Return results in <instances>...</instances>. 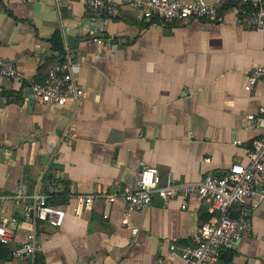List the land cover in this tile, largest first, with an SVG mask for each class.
Instances as JSON below:
<instances>
[{"label":"crops","instance_id":"1","mask_svg":"<svg viewBox=\"0 0 264 264\" xmlns=\"http://www.w3.org/2000/svg\"><path fill=\"white\" fill-rule=\"evenodd\" d=\"M240 15L231 5L214 23H166L139 20L128 7L121 18H96L80 0H0V56L23 76H0V221L11 232L0 248L9 255L29 233L40 242L33 257L11 253L0 264H182L180 249L214 217L208 201L190 197L181 210L180 198L165 205L156 197L129 213L103 195L135 187L143 166L199 182L247 162L260 132L246 116L264 107V82L245 86L264 66V33L246 29ZM68 38L77 39L73 49ZM52 41L63 62L72 60L83 96L63 106L25 103L24 88L57 62ZM35 193L57 196L61 227L24 220L27 199L13 196ZM245 206L252 233L223 247L220 264H264V198Z\"/></svg>","mask_w":264,"mask_h":264},{"label":"built area","instance_id":"2","mask_svg":"<svg viewBox=\"0 0 264 264\" xmlns=\"http://www.w3.org/2000/svg\"><path fill=\"white\" fill-rule=\"evenodd\" d=\"M59 6L61 0H53ZM82 11L96 18L118 19L128 7L136 12L139 20H160L166 23H185L191 20L217 22L221 11L227 6H237L244 27L264 33V0H80ZM93 34L92 32L90 33ZM36 49L39 45L35 46ZM72 60L67 55L65 61L53 66L40 82L31 81L24 88L22 98L25 103L63 106L68 102L78 103L83 96L82 88L73 79ZM0 76L20 80L22 74L15 64L0 56ZM264 82V66H255L247 78L246 90H251L258 82ZM2 109L0 108V112ZM247 120L254 122L260 136L251 141L246 150L245 164L234 163L221 176L206 177L199 182H181L170 172L162 177L154 166H143L136 176L135 187H125L117 193L104 194L108 204L117 200L124 203L127 212H142L154 198L163 204L175 198L182 200L181 210H187V199L208 201V211L213 219L202 222L195 231V243L180 249L182 264H220L221 249L230 246L252 233V220L246 204L252 199L264 198V107L257 115L249 114ZM236 143H240L239 141ZM15 201L26 200L22 213L24 220L31 216L53 227H61L65 217L63 208L47 202L48 197L38 195L13 196ZM93 196H85L83 202L88 207ZM237 206V213L233 207ZM124 224L127 219H123ZM135 234L136 228L131 229ZM11 232L6 220L0 221V247L10 244ZM171 250L175 246L170 247ZM40 250V242L34 234H27L21 246L11 253L15 258L33 257ZM163 264H172L165 260Z\"/></svg>","mask_w":264,"mask_h":264},{"label":"trees","instance_id":"3","mask_svg":"<svg viewBox=\"0 0 264 264\" xmlns=\"http://www.w3.org/2000/svg\"><path fill=\"white\" fill-rule=\"evenodd\" d=\"M52 42H53L52 45H53L54 50L59 53V56L57 58V62L55 64V65H58V64L63 63V60H64V57H63V49H62V46L60 44H57V42L56 43H55V41H52ZM44 78H42L41 80H36V81L40 82ZM56 197L57 196H54V194L49 195V198L47 199V202L49 204L56 205L55 204V200H54V198H56ZM7 255H8V250L6 248L5 249L0 248V260H4L7 257Z\"/></svg>","mask_w":264,"mask_h":264},{"label":"water","instance_id":"4","mask_svg":"<svg viewBox=\"0 0 264 264\" xmlns=\"http://www.w3.org/2000/svg\"><path fill=\"white\" fill-rule=\"evenodd\" d=\"M76 41H77V39H75V38H68V39H67L68 47H69L70 49H73L74 46H75V44H76ZM11 259H12V255H11V253H10V254L8 255V257H7V260L10 261ZM22 262H23V260L20 259V260H19V264H22Z\"/></svg>","mask_w":264,"mask_h":264}]
</instances>
